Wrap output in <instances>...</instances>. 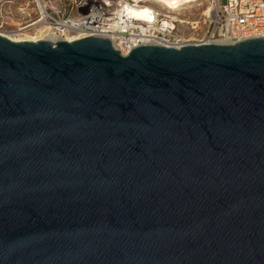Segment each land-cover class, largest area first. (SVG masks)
Segmentation results:
<instances>
[{
    "label": "water",
    "instance_id": "1",
    "mask_svg": "<svg viewBox=\"0 0 264 264\" xmlns=\"http://www.w3.org/2000/svg\"><path fill=\"white\" fill-rule=\"evenodd\" d=\"M0 264H264V37L0 35Z\"/></svg>",
    "mask_w": 264,
    "mask_h": 264
},
{
    "label": "built area",
    "instance_id": "2",
    "mask_svg": "<svg viewBox=\"0 0 264 264\" xmlns=\"http://www.w3.org/2000/svg\"><path fill=\"white\" fill-rule=\"evenodd\" d=\"M14 1L0 0V35L8 39L1 33H8L14 26L10 17L14 11L23 13V7H15ZM30 2L35 4L38 17L27 27L37 29L40 40H50L53 36L65 40L73 37L67 41L101 36L108 38L122 55L149 43L176 48L186 45L173 36L176 22L161 14L151 0H69L77 13L72 18L65 17L62 9L51 1ZM262 37L264 0H213L204 43H213L219 38L232 43Z\"/></svg>",
    "mask_w": 264,
    "mask_h": 264
},
{
    "label": "rangeland",
    "instance_id": "3",
    "mask_svg": "<svg viewBox=\"0 0 264 264\" xmlns=\"http://www.w3.org/2000/svg\"><path fill=\"white\" fill-rule=\"evenodd\" d=\"M54 5H58L64 12L65 17H77L75 8L69 5V0H47ZM15 7H23V13L14 11L11 20L13 27L8 33H1L9 38L18 41H38L40 33L37 29L27 27L33 20L38 17L36 6L30 0H15ZM161 14H167L176 18L173 36L183 44H202L207 42L209 19L212 13L213 0H197L188 5L179 7L175 13H168L166 9L155 4ZM179 20L181 22H179ZM17 24V26H16ZM23 30L18 32L17 28ZM10 32V33H9Z\"/></svg>",
    "mask_w": 264,
    "mask_h": 264
},
{
    "label": "bare ground",
    "instance_id": "4",
    "mask_svg": "<svg viewBox=\"0 0 264 264\" xmlns=\"http://www.w3.org/2000/svg\"><path fill=\"white\" fill-rule=\"evenodd\" d=\"M151 1H152V3L157 4L160 7H163L164 9H166L168 11V13L172 14V13L177 12L179 10L178 9L179 7L184 6V5H188V4L193 3V2H195L197 0H151ZM166 16L171 21H175V22L177 21L174 16L167 15V14H166ZM179 22H181V21L179 20ZM22 30L23 29L21 28V29H19L17 31L20 32ZM57 38L58 37L53 36V37H50L49 39L51 41H54ZM10 39L12 41H18V40L12 39V38H10ZM66 39L67 40H71V39H73V37L69 36V37H66ZM23 41H25V40H23ZM229 42L230 41H228V40L224 41L221 38H219V39H216L213 43L228 44Z\"/></svg>",
    "mask_w": 264,
    "mask_h": 264
}]
</instances>
